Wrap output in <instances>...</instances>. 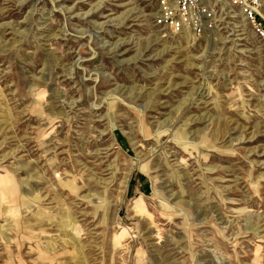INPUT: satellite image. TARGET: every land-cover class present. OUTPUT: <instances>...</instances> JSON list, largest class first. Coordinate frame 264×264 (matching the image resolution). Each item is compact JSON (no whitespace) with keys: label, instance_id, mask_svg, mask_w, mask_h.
Returning a JSON list of instances; mask_svg holds the SVG:
<instances>
[{"label":"rangeland","instance_id":"1","mask_svg":"<svg viewBox=\"0 0 264 264\" xmlns=\"http://www.w3.org/2000/svg\"><path fill=\"white\" fill-rule=\"evenodd\" d=\"M160 10L0 0V264H264V41Z\"/></svg>","mask_w":264,"mask_h":264},{"label":"built area","instance_id":"2","mask_svg":"<svg viewBox=\"0 0 264 264\" xmlns=\"http://www.w3.org/2000/svg\"><path fill=\"white\" fill-rule=\"evenodd\" d=\"M161 10L155 26L173 35L192 33L200 37L215 22L217 5L238 8L254 35L264 41V18L260 14V0H155Z\"/></svg>","mask_w":264,"mask_h":264}]
</instances>
